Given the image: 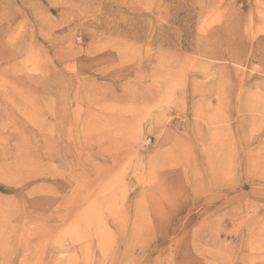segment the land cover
Returning a JSON list of instances; mask_svg holds the SVG:
<instances>
[{"label":"rangeland","instance_id":"374dc122","mask_svg":"<svg viewBox=\"0 0 264 264\" xmlns=\"http://www.w3.org/2000/svg\"><path fill=\"white\" fill-rule=\"evenodd\" d=\"M0 264H264V0H0Z\"/></svg>","mask_w":264,"mask_h":264}]
</instances>
